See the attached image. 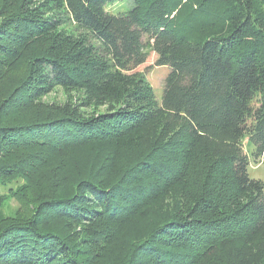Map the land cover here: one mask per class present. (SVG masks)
<instances>
[{"label": "trees", "instance_id": "1", "mask_svg": "<svg viewBox=\"0 0 264 264\" xmlns=\"http://www.w3.org/2000/svg\"><path fill=\"white\" fill-rule=\"evenodd\" d=\"M114 1L0 0V40L22 34L32 53L13 99L67 93L45 121L0 124V149L13 136L48 156L107 153L100 168L114 176H86L0 225V264H264V181L249 177L242 142L264 163V0H131L108 13ZM149 50L169 67L160 104L137 69ZM4 57L16 55L0 44ZM50 222L77 226L91 253Z\"/></svg>", "mask_w": 264, "mask_h": 264}, {"label": "rangeland", "instance_id": "2", "mask_svg": "<svg viewBox=\"0 0 264 264\" xmlns=\"http://www.w3.org/2000/svg\"><path fill=\"white\" fill-rule=\"evenodd\" d=\"M131 6V0H116L107 4L105 9L108 13L119 14L126 12ZM3 12L4 10L0 8V24L4 20ZM14 37L13 44L16 42L15 45L0 40V44L4 45L6 51L9 49L10 54L15 53L16 55L15 58H1L3 62L0 64V101L7 96L11 99L20 97L21 93L18 95L20 80L27 72L28 56L32 55L30 50L28 51V49L19 45L23 40L22 34H17ZM147 57L146 63L137 69L145 74L148 84L153 88L156 102L160 104L164 79L169 72V67L155 66V55L150 50ZM66 97L67 93L56 87L51 92L43 95L41 99L29 105L19 103V100L13 99L14 106L8 109L5 116L1 118L0 124L20 125V128H28L29 124L49 119L47 110L51 111L55 105L63 103ZM102 110L103 108L100 107L95 111L97 113ZM92 111L94 110L88 109L87 114ZM50 114L55 116L53 113ZM50 132L46 135H50ZM25 134H29L28 131ZM15 138L10 137L9 139H12L9 140L10 143L8 145L4 144L6 148L0 149V151L6 149L4 152L6 155L4 153L1 155L6 161H13L12 164H5L6 166L0 170V225L31 217L34 208L47 198L70 197L73 193V186L86 176L103 182L114 178L108 173L109 168H102L106 162L107 153L56 154L51 152L48 156L46 148L39 149L35 144H33L35 147L31 148L32 152H30V149L24 148V145L11 146L19 144ZM242 142L245 152L249 156L247 167L249 177L264 181V163L252 158L253 145L247 136L243 138ZM34 149L36 150L33 153ZM0 162H2L1 158ZM110 169L112 168L110 167ZM50 223L61 235H69V238L77 239L72 243L76 246L74 248H79L84 252V255L91 253V247L83 246L80 243L81 236L76 234L77 226L73 225L71 230L68 231L66 228H59L61 226L59 222ZM57 225L59 226L55 227Z\"/></svg>", "mask_w": 264, "mask_h": 264}]
</instances>
